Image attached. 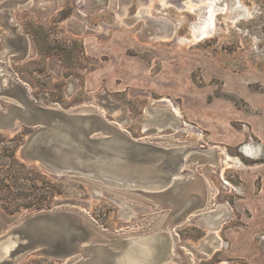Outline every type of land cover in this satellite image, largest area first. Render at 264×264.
<instances>
[{
	"label": "rangeland",
	"instance_id": "obj_1",
	"mask_svg": "<svg viewBox=\"0 0 264 264\" xmlns=\"http://www.w3.org/2000/svg\"><path fill=\"white\" fill-rule=\"evenodd\" d=\"M207 2L0 0V111L18 83L37 105L98 113L157 147L180 189L53 175L23 154L36 128H0V236L64 201L104 240L168 237L161 264H264V0H214L202 34Z\"/></svg>",
	"mask_w": 264,
	"mask_h": 264
},
{
	"label": "water",
	"instance_id": "obj_2",
	"mask_svg": "<svg viewBox=\"0 0 264 264\" xmlns=\"http://www.w3.org/2000/svg\"><path fill=\"white\" fill-rule=\"evenodd\" d=\"M27 54L26 46L19 56ZM4 83L0 74V85ZM13 87L7 96V110L0 111V128L16 129L19 124L36 128L22 151L46 171L152 193L180 192L177 186L171 189L175 178L163 170L170 162L157 154L154 145L126 138L120 128L106 123L98 113H70L40 106L18 83ZM72 205L75 206L73 202L58 201L51 209L19 218L12 230L0 236V264H14L31 252L55 257L63 264L73 258L72 264H161L170 257L168 237L158 233L123 241L104 240L87 224L81 211H73ZM185 211L184 208L180 213ZM145 248L156 257L154 261L143 255Z\"/></svg>",
	"mask_w": 264,
	"mask_h": 264
},
{
	"label": "bare ground",
	"instance_id": "obj_3",
	"mask_svg": "<svg viewBox=\"0 0 264 264\" xmlns=\"http://www.w3.org/2000/svg\"><path fill=\"white\" fill-rule=\"evenodd\" d=\"M213 1L214 0H208V2H207V4H208V6H207V8H208V13H207L208 16L205 18L204 22L202 23L203 25L199 26V28L201 27V29H200L201 31H199V32H201L202 34L207 33L208 32V28L211 27V25H212V17H213L214 12H215L214 11L215 8H214V5H213ZM5 248H6V246H5ZM149 251H151V250H149V248H145V249H143L142 253H143L144 256L150 257L154 261L156 259V257H154L153 255L149 254L148 253ZM221 264H225V263H221Z\"/></svg>",
	"mask_w": 264,
	"mask_h": 264
}]
</instances>
